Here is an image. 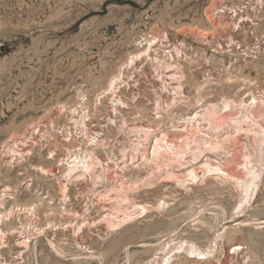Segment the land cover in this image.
Masks as SVG:
<instances>
[{
	"label": "rangeland",
	"instance_id": "374dc122",
	"mask_svg": "<svg viewBox=\"0 0 264 264\" xmlns=\"http://www.w3.org/2000/svg\"><path fill=\"white\" fill-rule=\"evenodd\" d=\"M230 1L241 8L238 18L241 27L231 36L233 50L239 52L248 44L249 52L241 51L240 64L227 70L206 65L192 56L190 60L188 48L178 45L180 38L187 40L195 29L209 30L207 12L210 7L220 8L230 5ZM144 39L152 44L149 58L139 56L141 59L138 57L129 69L119 70L122 62L136 54L137 43L145 42ZM170 61L183 64L184 79L180 80L179 88L185 98L174 103L172 109L187 112L186 123L194 120L192 106L196 99L215 103L217 110L226 101L230 102L233 113L242 104H234L232 99H243L247 101L246 109L254 114L251 127L257 134L243 133L234 139H222L217 149L204 148L203 151L200 144V149L194 147L201 150V153L197 151L200 162L221 165L235 177L244 175L245 159L261 170L252 199L240 214L251 221L249 226L227 230L222 241H216L218 247L206 254V258L201 255L194 258L186 252L189 244L200 249L209 246L223 223L216 211L219 213L221 206L230 214L240 197V189L231 179L213 175L182 181L183 172L189 166L179 163L176 152L158 154L159 161L163 158L159 162L161 169L153 178L146 175L145 168L130 169L117 176L127 190L125 193L132 197L131 201L145 205L149 211L109 229L106 222L97 221L103 213L101 204L98 203L97 214L82 206L83 184L66 183L62 176L65 172L60 170L47 175L32 168L56 169V160L47 159L46 152H34L24 159L16 153L7 157L12 161L10 164H5L6 158L0 157V189L13 188L12 197H2L4 210L41 201L45 208L39 206V215H36L39 217L33 218L36 221L32 224H44L49 217L61 220L65 216L60 213L58 204L61 200L59 186L66 184L67 200L77 206L80 213L90 214L96 220L92 225L75 229L74 233L70 227L55 225L47 229L44 224L47 237L54 239L55 250L50 247L48 238L40 234L32 239L22 264H158L170 248L184 241L179 250L171 253L176 252L168 264H264V224H256L264 219V0H0V155L5 142L12 144L13 139L37 124H47L49 128L67 126L66 129L73 130L81 122L80 115L75 114L72 122H68L58 113L81 101L88 109L82 125L93 161L100 159L104 163L105 157L116 151L130 149L135 145V138L132 140L129 127H143L150 119L163 117L162 113L155 114V104L159 96L164 109L173 95L171 88L166 92L162 81L167 70L165 65ZM119 71L124 83L121 82L116 91L117 98L106 94L99 95L102 98L98 99L97 93L106 88L111 75ZM252 96L256 102L251 101ZM79 106L82 110L81 104ZM233 113L231 117L225 112L220 116L222 126H233L229 122L237 117H233ZM228 152H232L231 156ZM192 157L188 159L193 160ZM166 169L174 172V178H164ZM100 172L98 175L104 179L106 173ZM101 178L85 180L84 185L97 190L103 182ZM136 211L139 210H133ZM12 221L18 220L12 216ZM12 244L10 249L2 251L6 259L10 253L16 258L18 248ZM234 245H243L244 250L228 255L227 249Z\"/></svg>",
	"mask_w": 264,
	"mask_h": 264
},
{
	"label": "bare ground",
	"instance_id": "6f19581e",
	"mask_svg": "<svg viewBox=\"0 0 264 264\" xmlns=\"http://www.w3.org/2000/svg\"><path fill=\"white\" fill-rule=\"evenodd\" d=\"M239 1H241V0H239ZM231 3H230V5H226V4H224L222 6L219 5V6H221L220 8H216V7L211 8L210 7V10L207 12L208 21H209V28H210L209 30H199V29L196 30L195 29L194 31L190 32V36H188L187 40H185L184 38H180L181 42H178L180 44H178V43L177 44L181 45V46L184 44L185 49H186V47L188 48L187 50L190 51V53L189 52L188 53L191 54L190 57H188L189 59L192 56V58L194 60L198 59V60H201V62L203 61L206 65L207 64H209L211 66L214 65V66H216L218 68H222L224 70L233 68L236 65L240 64V61H242V60L239 57L240 56L239 53L241 51H243V52L248 51L249 47L247 46L248 45L247 44L246 45L247 47L242 46V50L241 51L239 50V52L238 51L236 52L233 50V43L234 42L232 41L233 38H231V36H233L232 32H234L235 30H238L241 27V22L240 21L238 22L239 15L241 13L240 12L241 8H239V7H237V5H233V3L232 4ZM160 36H156L157 40L160 39ZM181 37H182V35H181ZM144 40H145V42L137 43L136 54L131 55L128 58V60L122 62L123 64H122V66H120L119 70L126 71L124 69H127V68L129 69L130 65H132L135 60L137 61V58L139 56H141V57L147 56L148 57L150 55V54H148V52H150L152 44L151 43L148 44L150 41L149 39H147V40L144 39ZM177 41H178V38H177ZM175 43H174V45H175ZM171 44H173V43H171ZM242 45H243V43H242ZM174 48L176 49V46H174ZM182 49H183V47H182ZM187 50H186V52H187ZM250 50H251V48H250ZM257 50H259V49H257ZM257 53H258V51H257ZM245 54H246V52H245ZM139 59H141V58L139 57ZM192 62H194V61H192ZM165 66H166L167 70L162 75L163 84L166 85V87H164V89L166 90V92L170 91L172 89L173 95L170 98V101L168 99L169 103H165V104H167L166 105L167 107L165 108V106H164V109L161 107L162 101H161V103L159 102L160 101L159 96L157 97V98H159V101H156V98L153 99L154 101H156V104L154 103L156 105L155 114L160 113V115H161V113H162L163 117L161 118V116H160V118L153 119L152 121L150 119V122H147L146 125L144 124L143 127L142 126H138V127L135 126L136 128L135 127L133 128V126L131 128L129 127L128 129H129V133L131 134V138L132 137L135 138V139L132 138V140L133 139L135 140V142L133 141L135 143V145L133 147H132V145L131 146L129 145L131 147L130 149H120V150L116 151L115 153L111 154L110 157H108V156L105 157L104 163L100 159H97V160L94 159V162L92 159H89V163L84 164L83 168L72 169L71 175L68 174L70 176H68V177L66 176L65 180H67L66 181V183H67L69 181V179L72 177L70 179L71 181H78L79 183H81L78 185L83 184L82 190H81V188H80V190L82 192H84V194H82V196H84L83 197V200H84L83 204L84 205H82V206H84V209L86 211H88V212L92 211V212H94V214H97L98 213L97 207L99 206L98 203L101 204V206H99V207L101 208L100 210H103V213L102 214L99 213L100 215L98 216L97 221L98 222H102V221L106 222L105 224H108L109 227L108 226L107 227L109 229L111 227L121 225L122 223H124L127 220H131V219H135L136 217L144 216L149 211L148 209H146L145 205L140 204V203H133L134 199H132V201H131L132 197L130 198L129 197L130 194L127 195V193H125V191L127 192V190L125 187H123L124 186V185H122L123 183L121 184L118 181L117 176L121 175L123 173L125 174L130 169H135V170L138 169L139 170V169L145 168L143 170L146 172V175L149 174L153 178V175L155 174V172L157 174V171L159 173V169H161V164L159 165V162H161L163 158L161 159V161H159L158 156L162 152H174V153L176 152L177 157H178L177 159L180 161V162L179 161L178 162L180 164H183V166H185L184 164H186V166L187 165L189 166V168L187 167L188 169H186L185 172H183L185 176L183 177L184 178L183 180L180 179L182 181H187V180L188 181H194L197 177L206 178L209 175H213L217 178L221 177V178L231 179L239 187L240 197H239V199L237 198L238 201L237 202L235 201L236 202L235 205L232 206L233 208H232V211H230V214H228L227 211L221 206L219 207V209H220L219 213L216 211V215L219 214L221 219L223 220V223L220 226L221 231L219 230L220 232H218L217 235L212 238V240L210 239L211 241H210L209 246L205 247L204 249H200V248H198L192 244H189V247L186 248V252L190 253L194 258L196 256H199V255H201L200 257L206 258L207 257L206 254L211 252L212 249L215 250V248L218 247V242H216V241H220V240L222 241V237L224 236V234L226 233L227 230H229V229L231 230L232 228L249 226V224H250L249 222H251V221L248 220L247 217L242 218L240 216V214L242 212H244L243 211V209H245L244 205H247L248 201L250 199H252L251 196L254 193V190H256L255 188L258 186L257 182L260 178V171L261 170L259 171L254 165H252L250 163L249 160L245 159V161L242 164V167L244 169V173H243L244 175L242 177H238V176L235 177L233 175H230L229 173H227L225 171V169L223 167L212 165L207 161L205 162V160H204V162L203 161L200 162V160H198L199 156L197 155V151L200 149L199 144L201 146L202 145L205 146V147H203V146L201 147V148H203L202 149L203 151H204V148L206 150L207 149H209V150L217 149L220 145V141H223L222 139H224V141H225L227 139H234L238 135L243 134V133H253V134L255 133V134H257L258 132L253 127H251V122L255 119H254L253 112L248 111V110H250L248 108L246 109V107L248 106L247 101L243 100V99H240V101H236L235 100L236 98L232 99L233 103L234 104H242V106L237 107L236 108L237 110L235 111V113H233V111H234L233 105L230 104V102H227L226 99H225L226 102L221 106L220 110H217V108L214 106L215 103L209 104V102L205 103L204 102L205 100L200 101V99H199L197 101V99H196V102L192 106V110L194 111V113H193L194 114V116H193L194 120L193 121L190 120L189 121L190 123H186V121L189 119V117L186 116V115H188V114H186L187 112L186 113H185V111L179 112V111H175L172 109L174 103L176 104V102L178 103V101L181 102L183 100V98H185L184 97L185 94L181 90L182 88L181 89L179 88V87H181L179 84L180 80L182 78L184 79V77H183V71H184L183 70V64L181 62H178V61H170V62L166 63ZM120 74H121V71H119L118 73L116 72L115 74L111 75V77L109 78V80L107 82L106 88L102 89L97 94L98 95H106V94L109 95L110 94V96L112 94H114L113 97L117 98L116 91L119 88V85L121 86V82H122V80L120 78ZM122 74L125 75V74H127V72L125 74L124 73H122ZM175 81H176V83H175ZM123 83L124 82H122V84ZM250 99H251V101L256 102L254 96H252ZM111 101H112V99H111ZM251 101L249 102V104L251 103ZM165 102H167V99ZM244 107H245V109H244ZM166 109H168V110H166ZM214 109H216V110H214ZM224 112L227 113V116H229V117L232 116V114H230L231 112L233 113V117L235 115L237 116V117L232 118V121L229 120V122L233 123V126H231L230 124L222 126L223 122L221 123V121H219V119L221 120L220 116L223 115ZM58 115L60 117L67 119V120H70L73 118L74 113H73V111H71V109H67V110L62 109V111H60V113H58ZM185 119H187V120H185ZM252 124H253V122H252ZM141 125H143V124H141ZM188 125H189V128H187ZM76 128L80 129V130L84 129L81 127L80 128L76 127ZM223 129L225 130V132L222 131ZM221 135H223L222 138H221ZM82 138H85V133H82ZM11 140H12V138H11ZM14 140L15 139H13V141ZM78 141H79V139L74 138L72 141V144H71L72 147L76 146V143ZM205 143H207V144L205 145ZM11 145L13 146V149L11 148L12 147ZM194 147H197L199 149L197 150ZM206 147H208V148H206ZM18 150H17V147L15 146L14 142L12 144H9V145L7 142H5V144L2 146V154L0 155V157H2L3 160H4V158L7 159L8 156L13 157L16 155V152H18ZM200 151L201 150H199V152ZM19 152H20V150H19ZM71 152H79V151H78V149H73V150H71ZM199 152H198V154L201 153V152L200 153ZM190 156L191 157L193 156L192 157L193 160L188 159V158H190ZM197 156H198V158H197ZM94 158H96V157H94ZM6 159L4 161L5 164H10L12 162L10 158H8L7 160ZM98 166H101V167H99L100 169L96 168ZM32 168H34L35 170H39L43 174H47V175H54L55 170H56V169H51V168L47 169L45 167H44L45 169H43V167H39V166L38 167L33 166ZM102 171H104L106 173V175L103 177L104 179L101 178V175L100 176L98 175V172L102 173ZM172 172H171V169L169 171L168 170L165 171V174L163 173L165 175L164 178L165 177H167V178L169 177L168 179L174 178V172L173 173ZM94 173H97V175L96 174L94 175ZM144 174H142V175L144 176ZM59 176H61V175H59ZM59 176H57V177H59ZM145 177H147V176H145ZM95 178H96V181H99L101 178L103 180L102 184L99 185V188L97 190L91 189V187H90V189L87 187L88 188L87 189L84 185V184H87V183H85V180H89L91 182V180H94ZM141 178H142V176H141ZM63 183H64V181H63ZM93 183H94V181H93ZM26 185H30V184L27 183ZM90 185H91V183H90ZM72 186H73V184H72ZM59 187H60L61 200H60V203H58V204L60 205V211H61L60 213L64 214L65 217L61 220L58 219V221H54V219H50V217H49V219L46 220V223H44L45 225H47V227L46 226L45 227L47 229L48 228L50 229L51 227H53L55 225L58 226L57 228L70 227L71 231L74 233L75 229H77V231H78L80 228H82L84 226L94 224L96 220L93 219L90 216V214H89V216H85L83 213H80L77 206H75L74 204L70 203L69 200H67L68 199V195H67V191H68L67 187L68 186H66V184H65V185L59 186ZM12 190H13V188L11 189L8 186L0 189V191H1V193H0V264H22V263H24L25 262L24 256H25V253L28 251V249L31 245L30 243H31L32 239H36L40 234H43L47 237V233L45 230L46 228L44 227V224H32V223H35L33 221H36V220H33V218L35 219V218L39 217V216L36 217V215H39L37 213L38 209H40L44 205V204L42 205L41 201H38V203H35L32 205H24V206H22V204L21 205H13L11 208L4 210L5 207L1 201L3 200L4 197H10L11 196L10 191H12ZM82 192H80V193H82ZM162 203H163V201H162ZM124 204H125V206H124ZM127 204H130L131 207L129 205H128V207H126ZM39 206H41V207L39 208ZM158 206H160V202L158 203ZM128 208H130V209L132 208V209L130 210ZM49 209H50V207H49ZM137 209L139 211L133 212V210L135 211ZM155 209H157V208H155ZM49 213H50V211H49ZM91 215H93V214H91ZM12 216H13V219L15 217L16 220H18V221L17 222L12 221ZM96 217H97V215H96ZM234 219H238V220H235V222H233ZM251 220L253 221V219H251ZM231 222H233V223L230 224ZM233 231H234V229H233ZM10 240L12 241L13 244L10 242ZM55 240H56V238H55ZM48 241H49V244L51 245L50 247L55 250V246L53 243L54 239L48 238ZM35 243H36V240L34 241L33 245H35ZM184 243H186V241L180 242L179 246H176L174 248H170L169 251L163 255L161 261L158 264H161L164 261H165V264H168L170 262L172 256L176 253L175 252L174 254H171L174 251V249L179 250ZM10 244H12L16 248H18L15 252L16 258H14L13 257L14 255H12V253H10L9 258L6 259V257H4L5 255L3 256L2 251L4 248L10 249V247H11ZM8 252H7V254H8ZM88 252L91 253V251H88Z\"/></svg>",
	"mask_w": 264,
	"mask_h": 264
},
{
	"label": "built area",
	"instance_id": "2783aa9c",
	"mask_svg": "<svg viewBox=\"0 0 264 264\" xmlns=\"http://www.w3.org/2000/svg\"><path fill=\"white\" fill-rule=\"evenodd\" d=\"M100 98L101 97L98 95V99ZM79 104L82 106V101L77 103V105L73 104L71 107H67L66 110L71 109V111H73L74 116L72 119L75 118V114H79L82 123L80 122L76 127L84 128L82 124H85V119L88 116V109L82 106V110H80ZM72 119L67 121L72 122ZM52 127L49 128L47 124H37L30 128L26 134L21 135L19 138H15L13 142L20 150V152H16L19 158H28L32 156L34 152H46L45 157L47 159L52 161L56 160L55 172H58V170L65 172L62 175L65 178L71 175L72 169L83 168V165L89 163V159L93 160V157L91 152L88 151L90 147L86 143V130H80L76 127H73V130H69L66 129L67 126ZM82 133H85V138H82ZM74 138L79 139V141L76 143V146L72 147L71 144ZM73 149H78L79 152H71ZM227 154L231 156L232 152H228ZM218 166L223 167L221 165ZM70 179L69 181H71ZM256 224H264V219L258 220ZM243 250V245H234L227 249V254L235 255Z\"/></svg>",
	"mask_w": 264,
	"mask_h": 264
}]
</instances>
